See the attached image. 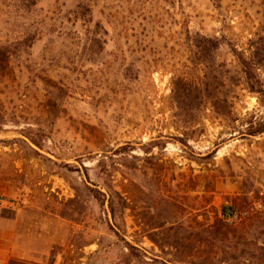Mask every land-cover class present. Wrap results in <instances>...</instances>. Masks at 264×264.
<instances>
[{"label": "rangeland", "instance_id": "obj_1", "mask_svg": "<svg viewBox=\"0 0 264 264\" xmlns=\"http://www.w3.org/2000/svg\"><path fill=\"white\" fill-rule=\"evenodd\" d=\"M0 239L264 264V0H0Z\"/></svg>", "mask_w": 264, "mask_h": 264}, {"label": "crops", "instance_id": "obj_2", "mask_svg": "<svg viewBox=\"0 0 264 264\" xmlns=\"http://www.w3.org/2000/svg\"><path fill=\"white\" fill-rule=\"evenodd\" d=\"M4 242L0 239V264H44L41 252L37 251H22L17 252L16 249L4 248Z\"/></svg>", "mask_w": 264, "mask_h": 264}, {"label": "trees", "instance_id": "obj_3", "mask_svg": "<svg viewBox=\"0 0 264 264\" xmlns=\"http://www.w3.org/2000/svg\"><path fill=\"white\" fill-rule=\"evenodd\" d=\"M108 207H109L112 218H115L116 211H115V207L113 206V202H112L111 197L109 200V206Z\"/></svg>", "mask_w": 264, "mask_h": 264}]
</instances>
